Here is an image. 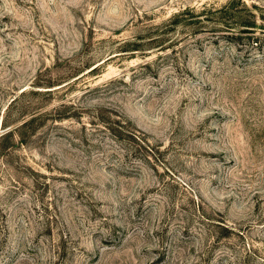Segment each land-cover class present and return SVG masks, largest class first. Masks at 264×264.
<instances>
[{"label":"rangeland","instance_id":"rangeland-1","mask_svg":"<svg viewBox=\"0 0 264 264\" xmlns=\"http://www.w3.org/2000/svg\"><path fill=\"white\" fill-rule=\"evenodd\" d=\"M229 2L0 0V264H264V0Z\"/></svg>","mask_w":264,"mask_h":264},{"label":"trees","instance_id":"trees-1","mask_svg":"<svg viewBox=\"0 0 264 264\" xmlns=\"http://www.w3.org/2000/svg\"><path fill=\"white\" fill-rule=\"evenodd\" d=\"M233 2V0H230V2L229 3H232ZM230 8V7H229ZM183 14V12H181V13H177V14H175V16L173 17V19L175 18V17H179V16H181ZM239 22H242V23H239ZM251 21H236V23H239V24H243V25H248V26H251V25H253L252 23H250ZM227 26H231L230 24H226ZM248 29H250V28H248V27H242V29L241 30H243V31H247ZM148 43H150V44H157L156 42H153L152 40H150V41H148Z\"/></svg>","mask_w":264,"mask_h":264}]
</instances>
